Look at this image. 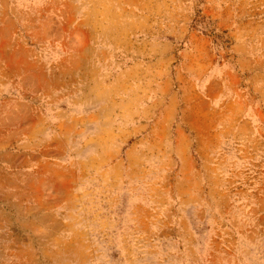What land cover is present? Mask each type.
<instances>
[{"label": "rangeland", "instance_id": "374dc122", "mask_svg": "<svg viewBox=\"0 0 264 264\" xmlns=\"http://www.w3.org/2000/svg\"><path fill=\"white\" fill-rule=\"evenodd\" d=\"M0 264H264V0H0Z\"/></svg>", "mask_w": 264, "mask_h": 264}]
</instances>
